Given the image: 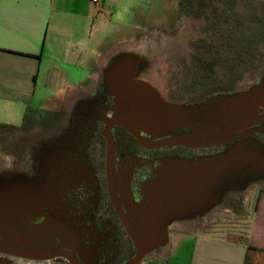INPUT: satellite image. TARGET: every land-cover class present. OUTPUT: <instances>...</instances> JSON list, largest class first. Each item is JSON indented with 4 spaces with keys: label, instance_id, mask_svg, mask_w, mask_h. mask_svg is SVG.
<instances>
[{
    "label": "flooded vegetation",
    "instance_id": "af4514ba",
    "mask_svg": "<svg viewBox=\"0 0 264 264\" xmlns=\"http://www.w3.org/2000/svg\"><path fill=\"white\" fill-rule=\"evenodd\" d=\"M251 6L263 8L264 0H181L180 20L196 28L188 41L190 59L193 46L218 43L224 38L218 31L229 30L241 15L247 19ZM263 77L264 70L253 85ZM242 85L240 80L232 93L244 90ZM114 99L99 82L51 112L57 115L39 125L42 135L4 140L0 165L9 157L14 162L13 168H2L1 177L27 189V196L5 210L0 264H126L138 253L131 232L174 238L200 225L233 220L249 208L244 190L227 184L222 164L243 140L256 141L264 150V122L217 147L155 146L151 143L163 137L141 132L139 138L121 126L108 128L105 118ZM50 134L55 143L48 149ZM44 162L50 166L44 168ZM43 171L47 188L40 201Z\"/></svg>",
    "mask_w": 264,
    "mask_h": 264
},
{
    "label": "crops",
    "instance_id": "0c3cea01",
    "mask_svg": "<svg viewBox=\"0 0 264 264\" xmlns=\"http://www.w3.org/2000/svg\"><path fill=\"white\" fill-rule=\"evenodd\" d=\"M151 5L152 0H0V123L16 126L28 109L52 108L68 93L83 92L108 47L135 41L155 23ZM242 227L235 234L184 233L144 264H264V194Z\"/></svg>",
    "mask_w": 264,
    "mask_h": 264
},
{
    "label": "water",
    "instance_id": "95a60500",
    "mask_svg": "<svg viewBox=\"0 0 264 264\" xmlns=\"http://www.w3.org/2000/svg\"><path fill=\"white\" fill-rule=\"evenodd\" d=\"M145 61V56L130 48L117 49L106 57L98 73L115 97L110 117L105 118L108 128L121 126L139 138L141 132L163 137L151 143L155 146L202 148L221 146L237 133L264 122V80L249 90L217 94L200 103L177 102L164 97L159 88L141 76L147 67ZM42 166L50 165L44 162ZM222 166L228 170L231 189L247 193L251 186L264 183V150L256 141L243 140ZM3 167L0 165V223L10 203L27 196V189L23 191L1 177L5 174ZM41 175L40 201L45 199L47 188L44 171ZM131 234L138 253L126 264H140L148 254L162 248L165 251L172 244L166 235Z\"/></svg>",
    "mask_w": 264,
    "mask_h": 264
},
{
    "label": "rangeland",
    "instance_id": "374dc122",
    "mask_svg": "<svg viewBox=\"0 0 264 264\" xmlns=\"http://www.w3.org/2000/svg\"><path fill=\"white\" fill-rule=\"evenodd\" d=\"M180 2L181 0H152L149 17L151 19H154L155 23L151 27H149V29L139 34L135 41L124 44L116 43L108 47L106 54L102 56V60L99 64L100 66L98 70L101 69L102 65L105 63L106 57L110 53L117 49L130 48L140 56L146 57L145 63L147 64V67L144 69L141 76L155 85L157 88H159L164 93V97L170 99L169 97L174 96L180 99L177 102L192 103L189 100V96H186V94H188V86L186 84V77L183 75V72L186 63L188 64L190 62L189 53H191V48L188 45V41L191 37L194 36V34H196V31H194V22H188L187 20L183 19L180 20L178 10ZM185 33L188 36V39L186 38ZM259 54L263 56L264 49ZM261 55L259 56V58H261ZM180 58L186 60L182 61L180 60ZM261 64L262 63L259 64L257 58L255 66L252 70L253 72L251 71L248 74L246 73L245 75H243V77L241 78V82L243 84L242 88L249 90L257 84L256 83L255 85H253L254 82L258 81L259 77L261 76V72L264 70V65ZM99 82L103 83L104 85L102 76L97 73L96 77L90 80L87 87L84 88L83 92H70L60 100H56V102H54L53 104L54 107H48V109L42 110L43 112H45L44 114H47L44 116V119H47V117H49V119L52 117H56L58 109L63 106L66 101L72 99L73 93L74 95L78 96L88 91H93L97 87ZM245 89L242 91H246ZM173 101H175L174 98ZM23 121V119H19V121L16 123V126L22 127ZM42 133L44 132L41 131L40 126H37L32 132L28 134L23 133L22 135L35 136L39 134L42 135ZM52 136V134L49 135V141H47L45 145L51 146L55 143L53 142L55 139L52 140V138H54ZM7 138L9 139L10 137L0 138V148H2L4 140H6ZM60 140L65 142L66 137H61ZM45 145H41V151L44 150ZM8 159L9 161H6L3 166H6L7 169H11L13 168L12 165L14 161L12 157H9ZM18 173L19 172H17L16 174ZM262 189H264V183H259L258 185L256 184L251 186L250 190L245 193V197L248 198L247 203L250 206L249 208L245 207V210L242 212V216H234L233 220L227 222L225 221L223 223L218 222L217 224H213L212 226L208 227L198 228L201 226L200 225L194 228V231L201 229H222V231L220 232V234L222 235L226 233L225 231H229L228 233L231 234L240 232L241 230H243V222L246 223L248 213H250V210L251 212L252 210H254L259 196V191ZM205 224L208 225V223L206 222ZM183 226L184 225L179 227L184 229ZM170 238L172 243L174 238L173 236H171ZM191 245L192 244L189 243L187 244V246ZM159 252L160 251L158 250L157 253ZM157 253H152L149 257L152 258Z\"/></svg>",
    "mask_w": 264,
    "mask_h": 264
},
{
    "label": "trees",
    "instance_id": "16d2710c",
    "mask_svg": "<svg viewBox=\"0 0 264 264\" xmlns=\"http://www.w3.org/2000/svg\"><path fill=\"white\" fill-rule=\"evenodd\" d=\"M239 19L234 18L229 30H220L224 38L216 44L193 46L190 62L185 65L184 76L188 86L189 100L199 103L217 95L232 93L243 75L250 71L264 45V7L251 6L250 12ZM230 32L231 34H228ZM180 100L177 97H169ZM45 112L28 109L22 127L0 123V138L17 137L30 133L45 122ZM48 118V117H47ZM264 189L259 191V197Z\"/></svg>",
    "mask_w": 264,
    "mask_h": 264
},
{
    "label": "built area",
    "instance_id": "2783aa9c",
    "mask_svg": "<svg viewBox=\"0 0 264 264\" xmlns=\"http://www.w3.org/2000/svg\"><path fill=\"white\" fill-rule=\"evenodd\" d=\"M95 3H97L98 2V0H93Z\"/></svg>",
    "mask_w": 264,
    "mask_h": 264
}]
</instances>
